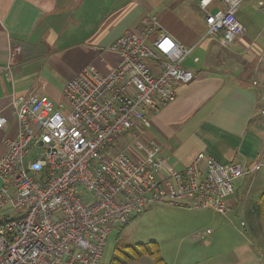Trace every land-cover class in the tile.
Segmentation results:
<instances>
[{
	"label": "built area",
	"instance_id": "built-area-1",
	"mask_svg": "<svg viewBox=\"0 0 264 264\" xmlns=\"http://www.w3.org/2000/svg\"><path fill=\"white\" fill-rule=\"evenodd\" d=\"M242 1L222 0L224 9L208 12L207 34L229 43L243 33ZM259 8L264 15L263 0ZM143 22L111 44L119 57L112 70L85 66L66 83L67 103L36 92L15 102L18 129L0 155V211L10 203L15 213L0 222V264H103L112 231L156 204L227 213L244 163L199 151L176 168L142 135L146 110L174 101L177 86L195 77L185 65L194 47L160 32L157 15ZM7 123L0 115V127ZM128 136L142 151L119 150Z\"/></svg>",
	"mask_w": 264,
	"mask_h": 264
},
{
	"label": "crops",
	"instance_id": "crops-1",
	"mask_svg": "<svg viewBox=\"0 0 264 264\" xmlns=\"http://www.w3.org/2000/svg\"><path fill=\"white\" fill-rule=\"evenodd\" d=\"M200 1L0 0V115L8 118L0 127V155L4 139L18 129L16 101L36 92L61 103L71 78L85 66L112 70L119 61L110 49L115 39L127 29L141 31L145 15H157L160 32L194 47L185 65L195 77L177 86L174 101L146 110L152 129L145 137L176 168L199 151L245 165L227 198L229 222L206 230L213 235L210 245L221 241L220 247L199 253L205 256L199 260L180 254L174 264H264V15L260 0H243L236 15L245 30L224 43L221 33L206 37L205 22L208 12L224 9L222 0H211L205 9ZM10 208L8 203L4 209ZM6 215L0 213V222Z\"/></svg>",
	"mask_w": 264,
	"mask_h": 264
},
{
	"label": "rangeland",
	"instance_id": "rangeland-1",
	"mask_svg": "<svg viewBox=\"0 0 264 264\" xmlns=\"http://www.w3.org/2000/svg\"><path fill=\"white\" fill-rule=\"evenodd\" d=\"M208 35L206 34V37ZM202 48L203 46L197 48L196 51H200ZM192 57L193 55L189 57V60ZM60 100L61 103H67L65 98ZM148 113L147 115H149ZM151 129V126H146L142 135H149L148 132ZM143 143L147 144V141L143 140ZM128 145H131L136 152L142 151L135 143L133 136H128L127 141H120L119 150L128 152ZM0 213L13 215L15 212L11 213L4 209ZM226 221L228 218L224 214L214 212L211 209L186 208L164 203L156 204L132 218L126 226L116 227L112 231L104 248L103 264H110L115 256L125 257V254L133 256L136 250L140 251V244H147L151 241L159 243L160 254L167 264H174L178 255H183V253H186L193 260L204 259V255L212 254L220 247L221 243L218 241L210 245L213 235L206 233L207 228L213 231L220 228L222 223L225 224ZM223 228H225L224 225ZM123 264L157 263L152 256L143 254L140 258H131Z\"/></svg>",
	"mask_w": 264,
	"mask_h": 264
},
{
	"label": "trees",
	"instance_id": "trees-1",
	"mask_svg": "<svg viewBox=\"0 0 264 264\" xmlns=\"http://www.w3.org/2000/svg\"><path fill=\"white\" fill-rule=\"evenodd\" d=\"M260 207H261L262 219L264 222V192L260 196ZM126 225H124V226H126ZM124 226H122V227H124ZM140 247H141L140 251L136 250V253L133 256L125 254L126 255L125 257H119V256L113 257L110 264H123L126 261L130 260L131 258L138 259L143 254H147V255L152 256L155 259L157 264H167L160 254V245L158 242L151 241L150 243H147V244H140Z\"/></svg>",
	"mask_w": 264,
	"mask_h": 264
}]
</instances>
